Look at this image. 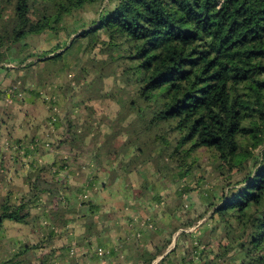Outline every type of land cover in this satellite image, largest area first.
<instances>
[{
	"label": "trees",
	"instance_id": "16d2710c",
	"mask_svg": "<svg viewBox=\"0 0 264 264\" xmlns=\"http://www.w3.org/2000/svg\"><path fill=\"white\" fill-rule=\"evenodd\" d=\"M98 1L103 0H0L1 69L13 48L25 49L28 37L41 34L53 39L51 48L14 58L23 69L40 64L58 79L70 67L69 54L81 52L90 63V69L84 68L70 81L86 97L63 95L64 101L74 98L78 113H73L74 107H59L58 101L45 99L46 95L29 86L0 89L3 106L9 98L16 102L12 96L22 93L33 102L40 100L48 110L45 130L55 138L49 144L36 136H11L22 126V112L17 108L1 112L11 121L4 130L10 129L9 144L15 148L12 166L17 165V178L22 173L27 191H7L0 201V234L8 223L30 225V212L46 193L56 203L74 198L85 213L99 212L84 196L95 175L76 190L78 197L68 190L74 168L88 166L83 161L72 167L83 154L84 133L95 130L100 137L90 159L93 166L120 154L117 172L128 174L152 159H161L157 177L165 176L170 185L179 184L174 194L180 214L187 203L183 196L191 190L189 180L181 187L180 183L202 162L225 167L231 174L244 171L253 161L254 168L226 183L220 195L204 190L207 211H211L208 219L213 223L212 227L207 220L200 224L205 226L204 235L220 230L221 239L232 243L218 245L204 264H221L218 259L231 252H242L239 264H264V0H109L88 24L65 22L66 17ZM106 79H111L113 91L105 96ZM107 99L114 106V117L129 123L130 129L133 125L131 130L111 129L114 118L99 116L89 105ZM14 102L9 106L14 107ZM103 124L108 128L105 132H101ZM41 149L46 153L64 150L68 156L38 165ZM202 178L197 181L203 182ZM42 204L49 207L47 201ZM181 215L173 232L194 226L200 219ZM54 232L49 229L43 239L16 247L0 264H24L17 258L48 245ZM220 246L224 251L220 252ZM201 247L190 243L188 263L202 257Z\"/></svg>",
	"mask_w": 264,
	"mask_h": 264
},
{
	"label": "crops",
	"instance_id": "0c3cea01",
	"mask_svg": "<svg viewBox=\"0 0 264 264\" xmlns=\"http://www.w3.org/2000/svg\"><path fill=\"white\" fill-rule=\"evenodd\" d=\"M9 59L11 60V56ZM9 71L11 70L8 65H5V69H1L0 89L9 86V83H6ZM2 101L0 97V119H2L0 122V194L4 193L5 197L7 191L19 194L23 190L27 191V186L21 182V172L17 178L15 173L17 165L12 166L15 148L10 147L11 142L7 135L10 129L4 130L5 125L11 121L1 114ZM28 102L33 101L24 100L23 104ZM15 108H18L17 105ZM42 113L45 117L48 116L46 107L42 108ZM22 124L23 126L15 129L11 136L17 138L36 136L43 141L49 140V133L47 134V130L43 129V124L37 125V128L31 127L27 125L29 121L26 117ZM93 146L91 150L86 146L83 147L82 156L77 162L72 163V167H75L79 166L78 163L86 161L88 166L74 168L76 172L69 178L68 190L75 193L95 175L92 188L84 196L100 208L99 212L85 213V208L80 206L74 198L69 202L56 203L55 197L46 193L41 201L42 203L47 201L49 207L44 208L40 202L39 206L33 208L28 218L30 225L19 226L12 223L5 225L7 228L4 231L7 229L13 231V235L9 237L12 245H6L5 242L0 241V261L11 256L16 247L29 242L30 237L33 242L35 239H43L48 235L49 229H54L55 232L48 245L29 249L17 260L24 264H143L145 261L150 262L149 264H204L205 257L208 259L213 256L210 253L211 246L218 248V245L206 247L202 245L201 249L204 248L202 257H195L191 263H188L191 239L184 240L182 244H171L169 234L172 233L175 237L192 227L179 228L173 232V229L182 221L175 210L177 203L171 205L169 195H174L173 186L165 183L161 189L159 184L153 185L150 189L152 191L147 194L142 189V179L138 176L140 169H134L127 175L119 174L113 159L105 161L100 166H93L90 159L95 151L96 143ZM44 151L45 149H41L38 153V165L49 163L56 157L68 156L64 150H53L48 153ZM48 186L54 187L53 184ZM54 192L57 191L54 190ZM163 193L167 194L166 199L161 197ZM75 195L78 197L77 192L73 196ZM186 195L190 196H188L189 202H194L193 197L197 198L190 193ZM191 217L192 215L187 219L192 220ZM200 224L197 223V228L192 232L185 231V235L193 238L203 233L205 226ZM4 231L0 234V239Z\"/></svg>",
	"mask_w": 264,
	"mask_h": 264
},
{
	"label": "rangeland",
	"instance_id": "374dc122",
	"mask_svg": "<svg viewBox=\"0 0 264 264\" xmlns=\"http://www.w3.org/2000/svg\"><path fill=\"white\" fill-rule=\"evenodd\" d=\"M108 2H109V0H103L101 2L98 1L94 4L86 5L81 10L76 11L74 14H72L69 17H66L65 22H68V24H70L73 20H77L78 21L77 23L88 24L91 20H93L94 18L97 17V14L101 10H103V8H105V6L107 5ZM25 42L27 43V47L25 49L19 50V48H20L19 46L13 48L12 52L10 53L11 60L7 59L3 62L4 66L8 65L9 70H11V71H9V78H8L6 83H9V86H13L14 88H17L19 86L20 87H24V86L28 87L29 86L31 88H34L41 93L40 94L41 96L46 95L45 99L51 98L50 101H58L59 107L60 106H64L65 108L69 107L70 110H72V108L74 107L73 113H78L79 108L75 106L77 103L75 102L73 104L74 98H69L68 100L66 99L64 101L63 95L67 96V95L71 94V95H75L77 97L78 96H81L83 98L86 97V94H84L83 91L81 92L80 88L79 89H76V88L73 89V85H71V83H70L73 76H75L77 74H82L84 68L90 69V63L87 60L86 55L82 54L81 52L69 54L68 60L70 63V67L67 69L66 72L61 73L60 76L58 77V79H56L54 77V75L52 73H50L47 68H43L44 67L43 65L39 64L35 68L23 69L22 68L23 66L18 63V60L21 57L26 56L33 51L41 54L44 51L49 50L51 48V45H52L51 42H53V39L46 34H41L39 36H30L25 40ZM18 52L20 53L19 56H17ZM14 58H17L18 60L17 59L15 60ZM29 60H35V59H29ZM0 71H1V69H0ZM104 83H105L104 92H105V96H106V95H109L113 91V87H112L111 79H106L104 81ZM2 90H3V88H2ZM9 93H11V92L8 91L7 95H9ZM51 94H53V95L51 96ZM55 95H56V98H55ZM13 99H16L15 100L16 102L12 101L11 104L13 102H14V104H17V107H18L17 109L20 108L19 110H20V112H22L23 119H24V117H26V119H28V121H29V124H27V125H30L31 127L37 128L38 127L37 125H41L44 123V120L46 119V117L42 113V108H44L46 106L43 105L40 100H36L32 103L28 102L27 104H23L24 100H28V101L32 100L25 93L19 94L18 96L17 95L12 96V100ZM75 100H77V99L75 98ZM3 104L4 103H2L3 112H5L6 110L12 111L13 109H9V108H15L16 107V106L10 107L9 103L5 104L4 106H3ZM89 105H92L94 107L96 113L99 116H101L103 118L105 116H107L109 119L114 118V121H113L112 125L110 126L111 129L116 130L117 128H121L125 131L130 129L129 123H127V122L123 123L122 121L119 120L120 118L114 117L115 110L112 109L114 106L112 105V103L110 102L109 99H107L105 101H99V102L98 101H96V102L91 101V102H89ZM1 121H2V119H0V122ZM134 121L135 120H133L132 122H134ZM137 123H138V121L135 124H137ZM43 125H44L43 129L48 128V125L46 123ZM46 125H47V127H46ZM104 125L105 124H103V126H101V132L102 131L105 132L108 129L107 126L106 125L104 126ZM22 126H23V124H22ZM132 127H133V125L131 126V129H132ZM95 132L96 131L93 130L92 133L91 132L89 133L87 131L84 133V140H86L85 146L88 147V149H90V150H91V148H94V146H93L94 143L97 144V140L100 137L99 134L96 135ZM48 133H50L49 130H47V134ZM49 140H50V142H49ZM49 140H46L49 144L54 143L55 138L49 137ZM122 145H124V144H122ZM121 156L122 155L119 154L116 158H113L114 162H116V165L118 163V159H120ZM116 165H115V168H116ZM162 166H163V162L161 159H152V160L146 162L145 164H143L139 168L140 169L139 170L140 175H138V176H139V178L142 179V182H141L142 183V189H144L147 194H149L152 191V190L150 191V189L152 188L153 185L159 184L158 186H161V189H163V187H164L163 185L168 182V178H166L163 175H162L163 178H161V179L157 177L158 170L161 169ZM253 168H254L253 161H250L249 164L247 165V168L244 171L234 172V173L230 174L227 172V168H225V167L214 168L210 163L202 162L201 167L197 168L191 177H189L187 180L183 181L182 183L179 182L180 187H181V186H184L186 181L188 182V180H189L190 181L189 187L191 189L189 191V193L197 197L196 199H195V197H193L194 202L193 201L189 202L188 198L190 196L185 195L184 199L187 200V201H185L187 203L183 204L184 208L182 207L183 209L181 210L182 211L181 214L184 213L185 217H189L192 215V217H191V218H193L192 221L200 218L199 221L197 222L198 224L207 220V224L210 227H212L213 223L208 219L209 213L211 211H207L208 210L207 205L209 202L205 196L204 190L209 189L211 192H216L217 195H220V191H221V189L225 188L226 183H229L230 181L235 180V179L242 178L247 173L248 170L253 169ZM125 175H127V174H125ZM201 176H203V178H202L203 182H201V181L198 182L197 179L200 178ZM171 186H173V189L177 190L179 187V184L177 185V182H175ZM166 195H167L166 193H163V195L161 197H165V199H166ZM169 196L171 197V201H172L171 205H175L176 203H178L176 200L177 198H176L175 194L169 195ZM3 198H4V193L0 194V201H2ZM190 200H191V198H190ZM181 206L182 205H180V207ZM181 214L179 213V217L182 220L183 215H181ZM201 215H202V218H201ZM6 228H7V226H5V229ZM196 228H197V225L195 227H192L191 229L195 230ZM187 230L188 229L184 230V233H185V231L187 232ZM207 234L206 235H204V233L197 234L195 237H193L194 240H191V242L194 244L198 243L199 245H204V241L206 243V241L208 240L206 245H230V244H232L226 237L221 239V231L220 230H216L215 232L210 233V235H207ZM12 235H13V231H10V229H7L4 231L3 235L1 236L2 238L0 239V241L5 242L6 245H12V243L9 242V237H11ZM168 236H169V240L171 241L172 245H178L179 243L182 244V242L184 240L189 241L191 239L187 235H183V234H180L178 236L176 235L175 237H173V234L171 233ZM182 236H184V238H182ZM29 240L30 241L29 242L27 241L26 244H30V243L33 244L32 237H30ZM35 241H36V239H35ZM212 248H214V246L213 247L211 246L212 252H215L217 250V248H214V249H212ZM219 250H220V252L224 251V249H222L221 246H220ZM212 252H211V254H212ZM242 257H243L242 252L237 253V254H235V252H231L224 258L220 257L218 259V261L221 264H239L240 259H242ZM208 258L212 259V256H210ZM1 260H5V259H1Z\"/></svg>",
	"mask_w": 264,
	"mask_h": 264
},
{
	"label": "built area",
	"instance_id": "2783aa9c",
	"mask_svg": "<svg viewBox=\"0 0 264 264\" xmlns=\"http://www.w3.org/2000/svg\"><path fill=\"white\" fill-rule=\"evenodd\" d=\"M54 98V97H53ZM55 98H56V96H55ZM7 102L8 103H11V101H10V98L9 99H7ZM184 198H185V195L183 196ZM196 226V225H195ZM195 226H192V227H195ZM198 226V225H197ZM192 227H190V229H188L187 230V232H192V231H194L193 229H191ZM99 254H101V251L99 250Z\"/></svg>",
	"mask_w": 264,
	"mask_h": 264
}]
</instances>
